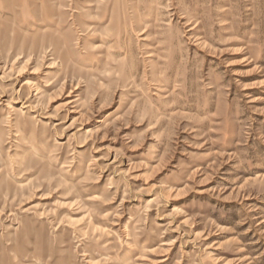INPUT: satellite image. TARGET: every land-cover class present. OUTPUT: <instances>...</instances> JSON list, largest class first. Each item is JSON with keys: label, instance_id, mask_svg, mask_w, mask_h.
<instances>
[{"label": "rangeland", "instance_id": "374dc122", "mask_svg": "<svg viewBox=\"0 0 264 264\" xmlns=\"http://www.w3.org/2000/svg\"><path fill=\"white\" fill-rule=\"evenodd\" d=\"M0 264H264V0H0Z\"/></svg>", "mask_w": 264, "mask_h": 264}, {"label": "bare ground", "instance_id": "6f19581e", "mask_svg": "<svg viewBox=\"0 0 264 264\" xmlns=\"http://www.w3.org/2000/svg\"><path fill=\"white\" fill-rule=\"evenodd\" d=\"M24 84H26V83H24Z\"/></svg>", "mask_w": 264, "mask_h": 264}]
</instances>
